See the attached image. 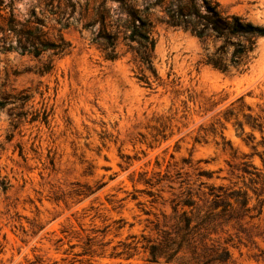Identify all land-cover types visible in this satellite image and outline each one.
Instances as JSON below:
<instances>
[{
    "label": "rangeland",
    "instance_id": "374dc122",
    "mask_svg": "<svg viewBox=\"0 0 264 264\" xmlns=\"http://www.w3.org/2000/svg\"><path fill=\"white\" fill-rule=\"evenodd\" d=\"M75 1L78 16L86 0ZM217 1L264 25V0ZM88 2L89 18L100 0ZM32 3L17 0V18L26 19ZM149 12L157 77L134 59L122 32L119 56L109 60L81 24L63 30L71 42L63 55L0 54V264H155L147 245L162 236L156 223L172 229L162 216L172 214L170 199L200 181L227 183L215 176L228 174V141L238 153L249 151L235 118H225L233 111L241 119L246 104L264 108V36L246 72H221L200 62L205 51L196 36L161 21L159 5ZM207 46L213 51L211 40ZM49 60L52 68L42 73ZM255 221L254 242L238 244L229 231L237 245L229 243V264H257L264 212ZM227 237L221 233L220 241Z\"/></svg>",
    "mask_w": 264,
    "mask_h": 264
},
{
    "label": "trees",
    "instance_id": "16d2710c",
    "mask_svg": "<svg viewBox=\"0 0 264 264\" xmlns=\"http://www.w3.org/2000/svg\"><path fill=\"white\" fill-rule=\"evenodd\" d=\"M16 1L0 0V54L18 51L38 57L50 51L55 56L63 55L71 47L63 30L81 24L80 30H91V42L97 44L104 58L109 60L119 56L117 44L122 32L121 39L134 59L155 77L152 54L156 39L149 10L157 5L164 11L161 21L188 31L204 45L205 54L200 62L221 72H246L255 57L257 39L264 36V25L225 11L217 0H144L143 6L138 0H114L118 4L113 8L106 4L108 0H100L92 6L89 18L88 0L85 11H80L78 16L75 15V0H33L30 14L24 20L17 18L14 12ZM50 21L51 26L48 25ZM50 28L56 30L54 35ZM209 40L214 45L211 52L207 46ZM51 68L49 60L40 71L48 72ZM137 78L144 86H151L145 73H139ZM5 104V100H0V110ZM245 107L246 110L243 106L239 109L241 119L237 118L239 113L233 111H228L225 119L235 118L237 135L249 151L238 153L228 141L232 149L231 158L227 160L228 174L215 176L227 183L200 181L196 189L187 187L170 199L172 214L162 213V216L164 226L172 221V229L159 228V224H155L162 236L147 245L148 261L159 264V258L164 257L162 264L172 260L186 264H229L232 261L229 243L237 246L231 242L230 230H235L238 244L243 239L254 242L253 238L260 235L252 230L258 227L255 220L264 212V108L259 107L254 112L250 105ZM256 157L259 163L255 162ZM213 172L202 170L199 175L211 178ZM221 233L228 236L223 242L220 241ZM256 247L258 252L254 259L257 264H264V248ZM182 250L184 253L179 255ZM186 250L188 258H185Z\"/></svg>",
    "mask_w": 264,
    "mask_h": 264
}]
</instances>
